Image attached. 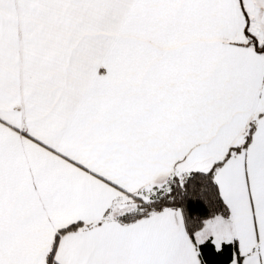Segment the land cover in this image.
<instances>
[{
  "label": "snow or ice",
  "instance_id": "snow-or-ice-1",
  "mask_svg": "<svg viewBox=\"0 0 264 264\" xmlns=\"http://www.w3.org/2000/svg\"><path fill=\"white\" fill-rule=\"evenodd\" d=\"M0 264H264V0H0Z\"/></svg>",
  "mask_w": 264,
  "mask_h": 264
}]
</instances>
